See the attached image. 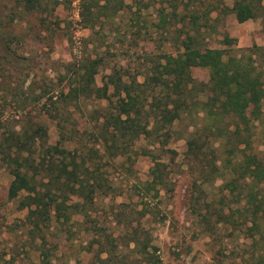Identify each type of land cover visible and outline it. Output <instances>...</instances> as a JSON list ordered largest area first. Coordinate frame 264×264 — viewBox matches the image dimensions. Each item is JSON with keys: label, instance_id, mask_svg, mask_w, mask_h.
<instances>
[{"label": "rangeland", "instance_id": "374dc122", "mask_svg": "<svg viewBox=\"0 0 264 264\" xmlns=\"http://www.w3.org/2000/svg\"><path fill=\"white\" fill-rule=\"evenodd\" d=\"M89 1L44 0L30 10L25 0H0V21L5 20L0 22V145L30 120L41 122L50 145L78 149L86 167L93 171L98 166L111 186L98 190L81 213L73 206L50 207V219L33 230L27 221L28 194H10L13 175L0 156V264H156L158 258L159 264H261L263 242L249 230L244 202L231 200L221 177L202 176L206 169L204 161L195 159L197 144L188 143L191 131L202 126L203 111L198 109L199 116L196 110L184 112L169 140L143 135L130 142L133 151L126 154L122 143L115 146L110 137L98 136L96 111L107 100L85 98L79 108L72 107L77 123L65 135L75 143L65 144L57 121L42 110L47 99L36 101V96L65 85V66L84 59L102 61L98 86L115 69L126 73V81L143 82L157 62L164 65L168 55L182 50L187 33L197 36L201 49L249 55L253 45L264 46L262 20L240 22L233 0H225L228 14L213 11L212 20L198 29L187 0H111L109 9H102L106 0H100L90 12ZM190 5L208 11L200 2ZM192 75L207 82L209 69L193 67ZM192 95L204 100L198 89L190 100ZM48 108L53 109L51 101ZM246 116L249 131L242 125L241 137L248 142L242 139L235 151V142L218 138V162L233 160L235 153L242 156V150L264 152V101L251 104ZM224 123L235 122L227 118ZM157 163L158 175L152 172ZM40 176L47 181L46 174ZM39 187L42 193L47 188L43 183ZM79 201L73 197L69 204ZM230 208L233 220L223 222L231 216ZM221 210L224 217L218 215Z\"/></svg>", "mask_w": 264, "mask_h": 264}, {"label": "trees", "instance_id": "16d2710c", "mask_svg": "<svg viewBox=\"0 0 264 264\" xmlns=\"http://www.w3.org/2000/svg\"><path fill=\"white\" fill-rule=\"evenodd\" d=\"M110 1L106 0L102 9H109ZM42 2L44 0H25V6L36 10ZM94 2L100 4V0H90V5H86L89 12ZM197 2L205 4L208 11L200 12L199 6L192 10L190 4ZM120 3L122 5L123 1ZM187 4L195 29L206 26L212 20L211 12L219 10L228 14L230 10L224 11L225 0H187ZM232 11L240 22L260 18L264 31V0H233ZM4 21L2 18L0 22ZM186 37L181 44L182 50L176 56L168 55L164 65L157 62L145 74L143 82L137 81V78L126 81V73L115 69L107 75L104 84L98 86L96 75L102 61L84 59L80 63L67 64V83L43 89L36 96V101L47 99L42 105L43 112L57 121L63 142L72 144L75 138L65 135L70 125L73 127L77 123L72 107L73 110L79 108L85 98L107 100L108 105L96 111L97 121L100 122L98 136L110 137L115 146L117 142L122 143L121 148L126 154L133 151L130 142L143 135L150 137L155 134L169 140L173 126L184 112L196 110L199 116V110L203 111L202 126L197 124L196 131H191L188 143L197 144L195 159L204 161L206 169L202 176L221 177L226 181L224 186L233 198L231 200L234 203L244 202L242 208H246V217L252 223L249 230L254 232L253 237L259 236L263 242L259 259L264 264V152L244 153L241 149L242 156L235 153L233 160L227 158L218 162L220 156L214 146L220 137L227 143L235 142V151L239 150L237 145L244 142L241 129L242 125H246L244 128L249 131L248 108L251 104L264 101V46L253 45V49L247 50L249 55L237 56L226 49H201L197 47L196 35L187 33ZM11 65L16 66L12 62ZM193 67L209 69L208 81L198 82L192 75ZM195 89L203 93L204 100H196L193 95L190 100ZM157 90L160 92L157 93ZM50 101L53 109L48 108ZM227 118L235 123L225 124ZM30 122L22 125L0 145V156L13 175L10 194L17 196L22 191L28 194L25 202L30 207L27 221L33 230H38L40 223L50 219V207L58 204L65 208L73 206L76 212L81 213L82 208L87 209L93 202L98 190L108 191L111 186L108 179L102 177L98 166L93 171L86 167V157L79 155L78 149L50 145L48 128L41 122ZM230 126L235 129L230 131ZM243 140L248 142L245 138ZM209 149L210 154L207 152ZM159 165L157 163L152 169L153 174H159ZM43 174L47 175V181L38 180ZM42 183L47 187L43 193L39 187ZM73 197L80 198V201L70 205ZM232 210L230 208V212ZM223 214V210L218 213L224 217ZM232 220L231 212V216L223 222L231 223ZM156 264H159V258Z\"/></svg>", "mask_w": 264, "mask_h": 264}]
</instances>
